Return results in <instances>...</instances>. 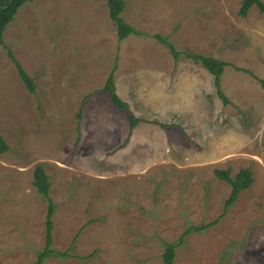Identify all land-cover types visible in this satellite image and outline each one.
Masks as SVG:
<instances>
[{
  "label": "rangeland",
  "instance_id": "374dc122",
  "mask_svg": "<svg viewBox=\"0 0 264 264\" xmlns=\"http://www.w3.org/2000/svg\"><path fill=\"white\" fill-rule=\"evenodd\" d=\"M124 1L122 18L141 34L123 42L107 0H31L5 30L0 264H35L46 249L38 165L50 177L60 253L44 264H164L167 244L181 245L174 264H264V14L254 6L241 17L243 0ZM186 55L250 73L225 69L224 105L214 77ZM115 65L129 109L103 91ZM131 112L142 121L134 129ZM217 169L233 178L249 169L254 182L229 205Z\"/></svg>",
  "mask_w": 264,
  "mask_h": 264
},
{
  "label": "trees",
  "instance_id": "16d2710c",
  "mask_svg": "<svg viewBox=\"0 0 264 264\" xmlns=\"http://www.w3.org/2000/svg\"><path fill=\"white\" fill-rule=\"evenodd\" d=\"M31 0H0V46L4 45V33L6 28L14 21L15 16L17 15L20 8H22L26 3ZM107 6L109 9V17L116 26L117 37L120 42H123L131 35H140L141 33L137 31L130 24L126 23L122 18V14L125 11L126 3L124 0H107ZM258 7L261 13L264 14V3L261 0H243L242 7L240 9L239 15L243 18L248 17L249 11L252 7ZM154 38L158 40L162 45H165L171 50V53L174 55L175 59H178L182 54L175 48L174 45L169 43L165 38L161 35H155ZM8 58L16 65L18 69V73L27 87L28 91L31 94H34L36 91V85L34 80L29 76L27 71L22 67L18 59L16 58L14 52L10 48H6ZM189 59L193 60L197 64H201L213 77H214V86L216 88L217 94L219 98L222 100L224 105H229V98L222 90V76L227 67H231L232 65L228 62L217 60L211 57H206L203 55H186ZM234 67V66H232ZM237 71H244L247 73V70L234 67ZM117 70V65L111 71L107 83L103 88V91L112 94V103L119 109H129L128 105L122 101L117 93L115 86V72ZM260 82L262 87H264V80L256 79ZM130 128L134 129L138 126L142 121L138 119L132 112L130 117ZM164 129L167 128L166 124H160ZM8 145L4 139V137L0 134V153L4 154L8 151ZM216 176L227 183H229L232 187V194L228 199V203L233 204L238 199V196L241 192L247 190L254 182V178L249 169H242L239 173L233 178L231 175L230 169H217L215 171ZM34 187L37 189L39 194L48 202V213H47V234H46V249L42 253H39L38 259L35 264H44L47 258L51 256H59L60 253L58 251H54L52 249L53 246V230H54V216L56 213V204L51 197V182L50 177L47 174L45 167L43 165H38L34 171ZM228 208V204L226 209ZM214 223H209L207 225H202L200 227H190V229L183 235V238L187 237L189 232L194 230L197 231H205L206 229L214 226ZM181 246V245H180ZM179 245L167 244V249L164 253V264H174L175 251Z\"/></svg>",
  "mask_w": 264,
  "mask_h": 264
},
{
  "label": "crops",
  "instance_id": "0c3cea01",
  "mask_svg": "<svg viewBox=\"0 0 264 264\" xmlns=\"http://www.w3.org/2000/svg\"><path fill=\"white\" fill-rule=\"evenodd\" d=\"M12 49V48H11ZM13 50V49H12ZM14 52V51H13ZM148 70V69H146ZM146 84H148V82L146 81ZM142 95V94H141ZM142 97V96H141ZM144 101L146 102V104L148 105L150 102H148L144 97H143ZM112 102V101H111ZM150 106V105H149ZM121 110H124V109H121ZM142 124V122L140 123ZM140 126H144V125H140ZM129 127H130V123H129Z\"/></svg>",
  "mask_w": 264,
  "mask_h": 264
}]
</instances>
